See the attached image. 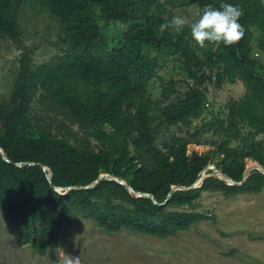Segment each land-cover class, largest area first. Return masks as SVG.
<instances>
[{
    "label": "trees",
    "instance_id": "obj_1",
    "mask_svg": "<svg viewBox=\"0 0 264 264\" xmlns=\"http://www.w3.org/2000/svg\"><path fill=\"white\" fill-rule=\"evenodd\" d=\"M183 1L198 14L205 4H239L243 35L231 46L216 42L214 51H203L200 59L187 27L160 31V24L171 18L160 0H0V35L22 51L10 92L0 99V147L12 161L0 151V213L12 223L19 242L39 255L58 246L62 228L79 216L107 233L166 238L210 217L198 209L206 191H263L264 172L254 169L241 185L211 175L201 186L174 191L160 205L106 178L95 188L61 193L40 165L49 168L56 186L89 185L111 173L158 202L167 199L173 186L192 185L208 164L236 181L242 180L249 159L264 166V141L258 140L264 135V66L254 56L255 50L264 53V0ZM28 10L48 11L61 24L63 56L33 64L21 21ZM100 17L128 24L117 45L105 37ZM167 55L184 57L183 67L194 82L180 96L176 80L169 81L157 101L151 83L160 72V57ZM218 64L223 67L217 73L219 85L240 80L245 93L232 99L226 118L206 124L223 135L222 141L214 149L189 154L192 140L175 126L205 114L209 77L200 71ZM49 120L63 123L54 128ZM65 123L79 130L75 133ZM245 125L247 134L242 133ZM62 128L69 137L61 134ZM239 137L243 148L232 147Z\"/></svg>",
    "mask_w": 264,
    "mask_h": 264
},
{
    "label": "rangeland",
    "instance_id": "obj_2",
    "mask_svg": "<svg viewBox=\"0 0 264 264\" xmlns=\"http://www.w3.org/2000/svg\"><path fill=\"white\" fill-rule=\"evenodd\" d=\"M169 17L182 15L189 22L198 16L194 6L183 0H160ZM24 42L33 49V64L61 57L64 54L61 24L59 25L48 11L33 13L28 10L21 18ZM105 37L110 44L117 45L128 28L124 22H114L99 18ZM192 51L195 56L204 58L203 51L214 48L216 42H205L200 47L193 39ZM22 51L14 43L0 35V99L10 92V86L18 74ZM152 55L156 52L153 50ZM254 56L264 66V53L255 50ZM181 55L160 57L161 69L151 83L152 96L162 101L164 86L176 80L180 96L194 82L183 67ZM193 68L194 65H193ZM262 72V68L258 67ZM223 69L221 64L210 69L202 67L206 73L208 88L206 112L201 118L192 119L186 124H178V134L191 139L189 154H200L214 149L223 135L209 129L207 123H217L218 118H226L232 99L245 93L240 80L219 85L217 73ZM54 128L62 121H53ZM75 133L78 126L65 123ZM242 133H249V126H243ZM62 135L67 134L62 128ZM85 135L82 131L80 136ZM235 140L232 147L243 148V141ZM264 141V135L258 137ZM93 146L97 141L91 139ZM256 161L249 159L247 166ZM208 173V172H207ZM203 181V180H202ZM201 181V183H202ZM198 209L210 215L191 229L177 235L160 238L152 235L123 231L107 233L97 227L93 220L79 216L78 220L65 225L61 231L58 246H52L46 255L41 256L28 243H20L12 223L0 213V264H65L70 257H78L75 264H264V189L260 193H237L226 195L220 191H206L199 199Z\"/></svg>",
    "mask_w": 264,
    "mask_h": 264
},
{
    "label": "clouds",
    "instance_id": "obj_3",
    "mask_svg": "<svg viewBox=\"0 0 264 264\" xmlns=\"http://www.w3.org/2000/svg\"><path fill=\"white\" fill-rule=\"evenodd\" d=\"M242 15L243 10L239 4L224 3L219 7L213 4H205L198 16L191 22L182 15H172L170 19H166L159 27L161 32L166 29L181 32L187 27L190 30L192 39L200 47H204L206 41L209 43L220 42L225 46H231L238 42L243 35V28L239 22ZM206 169L208 168L206 167ZM47 173L52 174V172H49V168ZM64 189L58 191L64 193L62 192ZM77 261L78 257L73 258L69 256L65 264H75Z\"/></svg>",
    "mask_w": 264,
    "mask_h": 264
},
{
    "label": "water",
    "instance_id": "obj_4",
    "mask_svg": "<svg viewBox=\"0 0 264 264\" xmlns=\"http://www.w3.org/2000/svg\"><path fill=\"white\" fill-rule=\"evenodd\" d=\"M0 151L4 157V159H6V161L8 162H12L11 159L5 154L4 150L0 147ZM15 164L19 165V163L15 162ZM34 164V163H32ZM44 171L47 172L48 168L47 166H45L44 164H40ZM207 168L208 169H211L213 170L212 173H207L206 170H202L199 175H198V178L196 179V181L190 185V186H186V185H175L172 187V189L170 190L169 194H168V197L167 199L164 201V202H158L157 199L155 198V196L151 193H145V192H140V191H137L135 190L131 185H129L123 178L121 177H118L116 175H113L111 173H102L98 176V178H96L91 184L89 185H79V186H68V187H61V186H56L53 181H52V174L51 173H47V178L48 180L51 182V185L53 188H55L56 190H62L64 188L66 189H72V188H95L99 182L101 181V179L103 178H106V179H110V180H115V181H118L119 183L123 184L127 189H129L131 192H134L136 193L137 195H140V196H150L155 203H158L160 205H164L166 204L169 199L171 198L172 194L174 191L180 189V190H190V189H193V188H196L198 186H201V181L205 178V177H208V176H216L218 178H221L223 180H225L226 182H228L229 184H236V185H241L243 184L247 177L249 176L251 170L253 169H259L261 171L264 172V166L258 162H256L255 164L251 165V166H247L245 171H244V174H243V178L241 181H236L234 180L233 178H231L230 176H228L227 174H225L221 169L217 168L215 165L213 164H209L207 165Z\"/></svg>",
    "mask_w": 264,
    "mask_h": 264
},
{
    "label": "bare ground",
    "instance_id": "obj_5",
    "mask_svg": "<svg viewBox=\"0 0 264 264\" xmlns=\"http://www.w3.org/2000/svg\"><path fill=\"white\" fill-rule=\"evenodd\" d=\"M165 205V204H164Z\"/></svg>",
    "mask_w": 264,
    "mask_h": 264
}]
</instances>
